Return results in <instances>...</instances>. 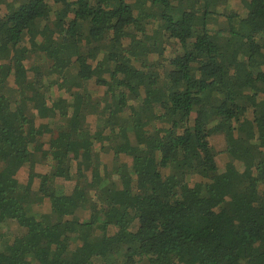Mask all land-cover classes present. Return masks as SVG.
I'll return each instance as SVG.
<instances>
[{
    "label": "trees",
    "instance_id": "16d2710c",
    "mask_svg": "<svg viewBox=\"0 0 264 264\" xmlns=\"http://www.w3.org/2000/svg\"><path fill=\"white\" fill-rule=\"evenodd\" d=\"M1 6L0 264H264V0Z\"/></svg>",
    "mask_w": 264,
    "mask_h": 264
},
{
    "label": "rangeland",
    "instance_id": "374dc122",
    "mask_svg": "<svg viewBox=\"0 0 264 264\" xmlns=\"http://www.w3.org/2000/svg\"><path fill=\"white\" fill-rule=\"evenodd\" d=\"M14 1H23V0H14ZM2 9H3V6H1L0 7V11H2ZM10 79L12 80V77H10ZM10 80V84L12 83V81ZM9 89V88H8ZM11 89V88H10ZM9 89V90H10ZM1 91H7V90H4V89H2ZM13 95H14V93L13 92H11L10 91V96H12L13 97ZM103 159H104V161H110V157L109 156H103ZM35 207V209L36 210H38V209H43V208H45L46 207V204H43V205H36V206H34Z\"/></svg>",
    "mask_w": 264,
    "mask_h": 264
}]
</instances>
